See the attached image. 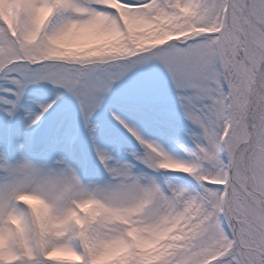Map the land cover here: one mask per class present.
Returning a JSON list of instances; mask_svg holds the SVG:
<instances>
[{
    "label": "snow or ice",
    "instance_id": "1",
    "mask_svg": "<svg viewBox=\"0 0 264 264\" xmlns=\"http://www.w3.org/2000/svg\"><path fill=\"white\" fill-rule=\"evenodd\" d=\"M0 112V264H264V0H0Z\"/></svg>",
    "mask_w": 264,
    "mask_h": 264
},
{
    "label": "rangeland",
    "instance_id": "2",
    "mask_svg": "<svg viewBox=\"0 0 264 264\" xmlns=\"http://www.w3.org/2000/svg\"><path fill=\"white\" fill-rule=\"evenodd\" d=\"M41 89L40 88H33L29 92V97H34L36 100L41 99L40 95ZM27 106L30 109H34L36 107L35 103L31 100L27 101ZM11 119H9L3 112H0V140H6L9 136L12 138L13 143H15L17 140L19 141H27V138L31 136V133L33 129H29L27 127V120L25 119V115L23 112H20L17 114L15 119H12V123L10 125ZM46 127V123L42 125L38 133L35 135V138L39 139L43 134ZM115 135H119L118 133H115ZM122 145L125 147H131V145L128 144L127 141H123V138L121 137ZM102 145L107 146V142L102 139ZM91 160L95 163V159L91 153V150L88 151V160ZM93 162L89 163L92 167H95ZM59 258L61 259H67L71 260L72 257L61 255Z\"/></svg>",
    "mask_w": 264,
    "mask_h": 264
}]
</instances>
